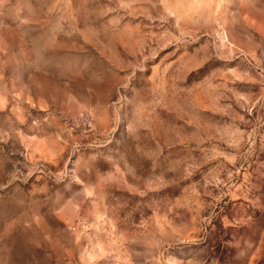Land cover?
Segmentation results:
<instances>
[{"label": "rangeland", "instance_id": "rangeland-1", "mask_svg": "<svg viewBox=\"0 0 264 264\" xmlns=\"http://www.w3.org/2000/svg\"><path fill=\"white\" fill-rule=\"evenodd\" d=\"M0 264H264V0H0Z\"/></svg>", "mask_w": 264, "mask_h": 264}]
</instances>
